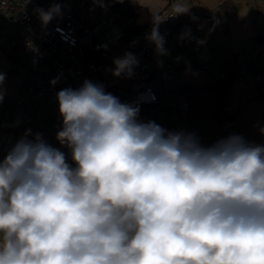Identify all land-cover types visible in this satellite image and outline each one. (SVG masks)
<instances>
[{
  "label": "clouds",
  "instance_id": "1",
  "mask_svg": "<svg viewBox=\"0 0 264 264\" xmlns=\"http://www.w3.org/2000/svg\"><path fill=\"white\" fill-rule=\"evenodd\" d=\"M114 64L131 76L138 61ZM57 100L76 167L39 133L0 161V264H264V144L202 146L90 81Z\"/></svg>",
  "mask_w": 264,
  "mask_h": 264
},
{
  "label": "built area",
  "instance_id": "2",
  "mask_svg": "<svg viewBox=\"0 0 264 264\" xmlns=\"http://www.w3.org/2000/svg\"><path fill=\"white\" fill-rule=\"evenodd\" d=\"M179 1H166L135 33V19L117 10L114 0H0V43L18 70L13 91L0 101V161L26 133L30 141L39 133L76 167L71 150L57 139L63 128L57 93L79 89L85 81L138 107L140 122L154 121L167 132L194 133L205 147L229 137L232 119L245 111L247 102L261 98L264 40L242 59L184 63L200 57L201 49L190 46L189 32L182 29L185 15L177 14L183 10ZM41 12L51 18L44 22ZM154 28L163 38L165 55L157 52ZM126 53L138 61L132 75H113L114 61ZM188 66L204 70L212 82L202 87L173 84L177 71ZM230 73L238 79L227 88Z\"/></svg>",
  "mask_w": 264,
  "mask_h": 264
},
{
  "label": "rangeland",
  "instance_id": "3",
  "mask_svg": "<svg viewBox=\"0 0 264 264\" xmlns=\"http://www.w3.org/2000/svg\"><path fill=\"white\" fill-rule=\"evenodd\" d=\"M137 3L157 12L165 2L160 0H137ZM185 18L192 15L215 16L208 24L191 27L190 46L198 45L200 57L191 56L184 63H205L215 58H243V53L264 37V0H180ZM203 41V43H199ZM0 94H10L18 79V70L0 43ZM120 83L124 80L117 79ZM212 77L204 70L188 66L177 71L173 84L202 87L211 83ZM252 84V83H251ZM241 83L235 85V101L239 100ZM260 100L246 103V109L237 118V135L249 143L264 140V89Z\"/></svg>",
  "mask_w": 264,
  "mask_h": 264
},
{
  "label": "trees",
  "instance_id": "4",
  "mask_svg": "<svg viewBox=\"0 0 264 264\" xmlns=\"http://www.w3.org/2000/svg\"><path fill=\"white\" fill-rule=\"evenodd\" d=\"M163 2L172 1V0H160ZM179 1V0H178ZM114 7L122 12L126 17H132L135 19L134 31L137 33L140 31L154 16V13L150 11L149 8L142 6L137 3V1L130 0H114ZM215 16L210 15L209 17L202 15H192L188 18H184L182 23V29L188 31L191 27L196 25L208 24L212 18ZM264 40V37H258L257 43ZM264 74V69L260 71ZM229 81L225 84L229 88L237 79L238 74L229 75ZM257 98L256 100H260ZM231 135H237V117L232 119V133ZM252 144H264V140L252 142Z\"/></svg>",
  "mask_w": 264,
  "mask_h": 264
}]
</instances>
